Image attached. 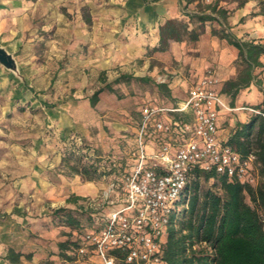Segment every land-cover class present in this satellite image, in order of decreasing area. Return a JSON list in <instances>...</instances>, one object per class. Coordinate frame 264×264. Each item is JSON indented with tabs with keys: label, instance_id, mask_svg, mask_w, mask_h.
I'll return each mask as SVG.
<instances>
[{
	"label": "rangeland",
	"instance_id": "obj_1",
	"mask_svg": "<svg viewBox=\"0 0 264 264\" xmlns=\"http://www.w3.org/2000/svg\"><path fill=\"white\" fill-rule=\"evenodd\" d=\"M122 1L0 0V46L18 64L16 72L0 65V264H10L5 260L9 250L31 256L30 260L23 257L21 264H77L78 261L101 264L92 256L66 260L60 244L75 240L76 232L62 222V216L54 213L70 207L65 201L70 195L68 182L75 174L67 168L68 163L75 165L74 161L83 156L79 159L81 165H89L85 157L88 152L95 153L97 161L113 158L92 147L79 134L61 138L53 125L54 111L68 103L87 115L86 100L100 88L92 71L93 64H100V59L91 52V37L108 31L118 36V41L130 42L126 33L132 32L145 40L146 51L142 55L133 61L126 59L125 64L121 62L126 68L124 73L119 65L115 67L109 53L103 57L104 65L109 68L104 78L113 79L110 83L114 92L104 91L103 103L97 109L101 119L96 121L98 126L96 123L91 126L95 136L103 130L116 146L123 143L129 157L136 138L130 134L125 140L114 138L109 129L111 124L138 127L139 111L144 103L150 100L159 106L173 105L179 101L177 96L183 97V92H176L173 98L170 85L181 80L193 86L201 78L191 72L197 60L192 48L196 42H171L173 48L170 44L167 52H156L159 30L152 31L148 26L140 29L137 23L128 18L122 20L121 16L119 21L117 7ZM234 2L227 0L223 7L228 9ZM257 2L263 12L264 0ZM119 10L122 13V8ZM195 10L200 9L182 7L184 17L177 20L189 23ZM207 26L220 30L216 22H208L201 29L196 21L189 24L190 29H200L201 35ZM208 71L216 75L212 66L206 68L205 75ZM117 75L119 81L115 83ZM228 117L227 114L226 120ZM105 184L104 190L86 198V202L101 203L108 182ZM207 190L221 193L216 179L201 181V192ZM80 219L85 222L83 217Z\"/></svg>",
	"mask_w": 264,
	"mask_h": 264
},
{
	"label": "built area",
	"instance_id": "obj_2",
	"mask_svg": "<svg viewBox=\"0 0 264 264\" xmlns=\"http://www.w3.org/2000/svg\"><path fill=\"white\" fill-rule=\"evenodd\" d=\"M218 84L208 71L176 106L143 105L129 165L121 170L119 162L110 160L117 171L104 177L108 184L101 203L86 202L102 223L82 235L74 233L77 246L69 256H92L101 264H165L164 244L172 220L187 208L180 202L196 171L258 185L256 156L243 157L220 136V113L229 109Z\"/></svg>",
	"mask_w": 264,
	"mask_h": 264
},
{
	"label": "trees",
	"instance_id": "obj_3",
	"mask_svg": "<svg viewBox=\"0 0 264 264\" xmlns=\"http://www.w3.org/2000/svg\"><path fill=\"white\" fill-rule=\"evenodd\" d=\"M145 4L158 3L162 0H143ZM194 0H187V4ZM238 2L243 7L245 1ZM227 0H215L203 5L199 3L197 13L189 17V23L179 20H169L159 28V44L156 52H167L171 42L181 43L186 40L198 42L200 29L206 23L216 22L220 30L212 28L211 33L220 40L238 50L237 64L240 67L236 80L225 84L222 92L230 96L232 105L241 90L248 88L256 81L255 70L264 67L260 61L264 55V45L254 41H241L229 30V11L221 6ZM196 21L200 29H190L189 24ZM122 78V77H120ZM119 79L115 81L117 83ZM90 97V104L95 108L99 96L105 91L114 92L112 83H106ZM261 82L258 83L260 86ZM260 114L250 116L248 122L239 124L226 141L228 146L243 157L253 154L256 156V166L260 181L252 187L225 176L213 173L195 172V180L185 192L180 202L182 208L177 219L174 218L169 229L168 238L163 248L165 264H264V106L254 107ZM83 157V156H81ZM68 163L67 168L75 175L82 176L86 181L107 179L116 172L109 161H97V157L89 152L85 156L87 164L81 165L80 158ZM71 160V159H70ZM124 167V160L120 161ZM218 181L221 193L207 190L201 192V181ZM74 207L61 208L54 213L62 216V222L70 227L72 232L81 235L87 229H97L102 220L96 213L86 208V199L70 197L67 204ZM81 217L85 222L81 221ZM76 242L68 241L60 244V250L66 260L73 261L67 253ZM201 246H205L200 248ZM197 247L199 249H197ZM31 259L9 250L5 260L10 264H21L22 258Z\"/></svg>",
	"mask_w": 264,
	"mask_h": 264
},
{
	"label": "crops",
	"instance_id": "obj_4",
	"mask_svg": "<svg viewBox=\"0 0 264 264\" xmlns=\"http://www.w3.org/2000/svg\"><path fill=\"white\" fill-rule=\"evenodd\" d=\"M214 1L215 0H194L192 3L187 4V0H162L158 3L145 4L143 0H124L119 7H117V10L119 19L120 16L122 20L128 18L130 22L133 21V23H137L140 29H145L148 26L154 31L155 29L159 30L160 26L169 20L183 18L184 15L181 11L182 7L187 6L188 8L196 9L199 3L211 4ZM223 4L227 3L222 2L221 5L223 6ZM119 8H122V13L119 12ZM227 10H229L228 22L232 35L241 41H254L255 43L264 45V11L260 12V5L257 0H247L243 7H238L237 2H234ZM197 12L196 10L193 11V13ZM119 21H121V19ZM126 36L130 42H126V40L123 39L124 37L122 38L123 41H118V36L108 31L97 33L94 37L90 38L92 47L91 52L95 57L100 59V64L97 65L94 63L92 69L94 75H96V80L98 79L100 88L103 87V78L104 76H108L107 72L109 71L108 66L104 65L103 60L106 54L109 53L112 56V61L114 65L116 64L115 67L119 65L121 67L119 68L120 72L124 73L126 68L122 67V63L125 64L126 59L133 61L135 57L142 55L146 51V46L143 44L145 41L144 37H137L136 34L133 35L132 32L126 33ZM97 39L98 42L95 41ZM114 40L117 41L114 43ZM110 44H112L111 48L109 47ZM171 45L173 48L174 43ZM192 48L197 53V60L193 62L194 66H192L191 72L196 74L197 77H201L198 80L205 76V70L209 66H212L216 70V75L220 81L219 89L223 101L229 109L221 111L219 120L220 136L227 141L239 124L248 122L252 114L250 110H254L256 106L264 105V67L255 70L254 74L256 76V81L248 88L241 90L232 105L230 96L224 94L222 90L227 82L236 80L239 75V66L237 64L238 50L228 45L225 40H220L216 36H213L209 26L205 28L204 34L200 36L199 41L196 42ZM260 61L264 65V55L261 57ZM119 76L120 75H117L114 78L117 79ZM104 80L106 83H110L113 79L104 78ZM259 82H261L260 86L258 85ZM186 83V81L182 82L179 80L175 84L170 85V95H172L173 98H176L174 97L176 92H183V97L179 95L177 96L179 101L175 104L162 106L173 107L183 102L186 99L187 91L192 87ZM104 95L103 92L100 95L101 97L99 96L98 104L100 103V106L103 103ZM86 101L89 108V111L86 112L87 115H84V113L78 110L77 106L72 107L71 103L54 111L52 114L53 125L56 126L59 136L61 138H67L71 135L79 134L84 137L92 147L99 149L106 154V156L109 157V154H111L113 156L111 161L120 162L124 160V164L127 163V165H129L132 154L130 157L127 155L126 151L128 149L122 148L123 143L122 146H116L113 141L110 142L111 140H108L103 130L100 131L97 136L94 135V130L91 126H94L97 119L100 118L97 114L99 106L97 104L95 108H92L90 98ZM145 104L158 105L150 100L144 103V105ZM227 114L229 117L226 120ZM85 119L87 121H85ZM226 122L228 123L225 127L224 124ZM111 126L112 127L109 129L116 139L122 137L123 140H125L128 138V134L134 135L136 138L137 127L126 126L122 123H114L111 124ZM118 142L120 143L121 141L118 140ZM152 149H154V147L153 144L150 143L149 150L153 151ZM105 182L107 181L84 182L80 176L75 175V177L71 178L68 182L71 187L69 190L70 195L67 196V199L72 196L82 199L97 196L100 190H104L106 185ZM65 204H67V200ZM69 206V208L74 207L71 203ZM77 264H87V262H77Z\"/></svg>",
	"mask_w": 264,
	"mask_h": 264
},
{
	"label": "water",
	"instance_id": "obj_5",
	"mask_svg": "<svg viewBox=\"0 0 264 264\" xmlns=\"http://www.w3.org/2000/svg\"><path fill=\"white\" fill-rule=\"evenodd\" d=\"M0 65L6 70L16 72L18 70V64L14 56L9 53L4 47L0 46Z\"/></svg>",
	"mask_w": 264,
	"mask_h": 264
}]
</instances>
